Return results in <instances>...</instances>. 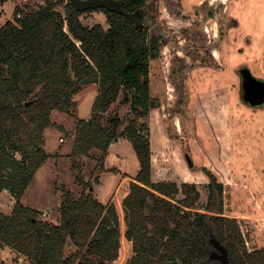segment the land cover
Here are the masks:
<instances>
[{"label":"trees","instance_id":"obj_1","mask_svg":"<svg viewBox=\"0 0 264 264\" xmlns=\"http://www.w3.org/2000/svg\"><path fill=\"white\" fill-rule=\"evenodd\" d=\"M80 1L88 0L16 6L13 19L0 25V193L9 191L15 200L8 214L0 213V248L23 258L16 264H107L118 258V210L89 190L81 161L71 168L78 171L83 190L75 198L62 188L57 223L43 220L38 209L22 203L36 170L57 155L43 149L45 128L56 125L51 111L73 115V96L95 84L90 117L76 121L69 156L99 150L101 159L125 123L120 136L130 142L139 162L121 199L123 235L133 252L126 264H220L209 258V237L227 248L233 264H264V247L249 250L239 221L224 215V185L208 168L202 169L208 178L202 208L195 183L152 180L150 141L140 120L158 106L149 86L150 64L167 41L149 29L152 19L145 0H113L121 10L83 7ZM94 11L104 14L108 26L83 24L81 15ZM134 13L145 20L139 26ZM121 91L134 116L124 120L116 115L105 126L103 114ZM68 245L73 249L67 251Z\"/></svg>","mask_w":264,"mask_h":264},{"label":"rangeland","instance_id":"obj_2","mask_svg":"<svg viewBox=\"0 0 264 264\" xmlns=\"http://www.w3.org/2000/svg\"><path fill=\"white\" fill-rule=\"evenodd\" d=\"M67 1L62 0V5ZM45 2L56 0H0V25L13 19L16 6L37 8ZM145 2L147 15L167 41L150 64L149 86L158 106L140 120L150 141L152 180L195 183L200 191L197 204L202 208L208 182L202 169L208 168L224 185V215L239 221L246 247H264L260 225L264 224V103L248 106L241 101L238 75L246 66L251 75L264 81V0ZM62 5L56 8L63 10ZM81 18L88 26H108L101 12H86ZM96 93L97 86L92 84L75 94L73 115L51 111V120L61 127L45 128V152L56 154L72 145L76 121L90 117ZM122 97L121 91L103 114L105 126L116 115L133 118L130 102H123ZM124 124L101 159L99 150L89 156L58 153L49 157L22 197V203L38 209L43 220L57 223L62 188L75 198L83 190L76 180L78 171L71 168L73 162L81 161V174L90 182L93 195L102 203H114L118 210L121 247L118 258L107 264H126L133 254L132 244L123 235L121 199L139 162L130 142L120 136ZM14 202L9 192L1 194L0 213L8 214ZM70 249L68 245L66 250ZM22 261L13 249L0 248V264Z\"/></svg>","mask_w":264,"mask_h":264},{"label":"water","instance_id":"obj_3","mask_svg":"<svg viewBox=\"0 0 264 264\" xmlns=\"http://www.w3.org/2000/svg\"><path fill=\"white\" fill-rule=\"evenodd\" d=\"M81 6H94V5H103L109 8H114L116 10H121V5L115 1L111 0H88L80 3ZM140 13H134L131 17L134 19V22L139 26L145 20H138L140 18ZM138 17V19H135ZM240 75V99L242 102L249 104L248 106L260 105L264 103V81L258 80L253 75H251L249 69L244 66L239 71ZM246 104V105H247ZM91 191L92 188L89 187ZM210 243L213 245V249L210 251L209 258H214L220 262V264H233L228 258L227 248L216 238L209 237Z\"/></svg>","mask_w":264,"mask_h":264},{"label":"crops","instance_id":"obj_4","mask_svg":"<svg viewBox=\"0 0 264 264\" xmlns=\"http://www.w3.org/2000/svg\"><path fill=\"white\" fill-rule=\"evenodd\" d=\"M47 128V127H46ZM44 133H45V130H44ZM69 134V133H68ZM71 134H72V132H71ZM71 136V135H70ZM72 140H73V134H72ZM46 136H45V140H46ZM72 144V143H71ZM71 147H72V145L70 146V147H68L65 151H61V152H58L60 155L61 154H65V155H67V156H69V154H70V150H71ZM47 153H51V152H48L47 151ZM56 153V152H55ZM58 153H56L57 155H58ZM51 154H53V153H51ZM47 161V160H46ZM7 192H9V191H6V190H2V192L0 193V196H1V194L3 195V194H5V193H7ZM10 193V192H9ZM11 194V193H10ZM12 196V195H11ZM13 197V196H12ZM79 197V196H78ZM13 199H14V197H13ZM14 204V203H13ZM13 206V205H12ZM30 207H32V208H35V207H33V206H30ZM248 217H250V216H248ZM251 218V217H250ZM253 218V217H252ZM252 218L250 219V220H252ZM253 219H255V218H253ZM262 219H264V218H262ZM252 221H254V220H252ZM260 225H261V227H263L264 228V224H262V223H260ZM262 228V229H263Z\"/></svg>","mask_w":264,"mask_h":264},{"label":"flooded vegetation","instance_id":"obj_5","mask_svg":"<svg viewBox=\"0 0 264 264\" xmlns=\"http://www.w3.org/2000/svg\"><path fill=\"white\" fill-rule=\"evenodd\" d=\"M81 2H84V1H80V3H81ZM80 3H79V4H80ZM80 6H81V5H80ZM83 7H84V6H83ZM142 16H143V15L141 14V16H140L139 19H138V17H135V19H138V20H142V21H143L144 18H143ZM151 19H152V18H151ZM151 23H152V29L157 31V26H159V25H158V24H154V23L152 22V20H151ZM153 24H154V25H153Z\"/></svg>","mask_w":264,"mask_h":264}]
</instances>
